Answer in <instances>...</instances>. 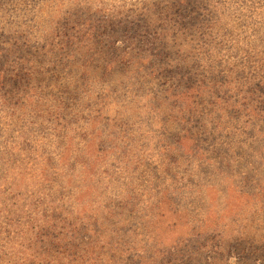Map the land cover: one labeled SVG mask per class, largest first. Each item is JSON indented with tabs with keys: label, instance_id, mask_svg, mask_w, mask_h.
<instances>
[{
	"label": "rangeland",
	"instance_id": "obj_1",
	"mask_svg": "<svg viewBox=\"0 0 264 264\" xmlns=\"http://www.w3.org/2000/svg\"><path fill=\"white\" fill-rule=\"evenodd\" d=\"M88 8L93 19L107 14L108 21L116 22L124 51L134 45L140 54H150L152 45L161 44L165 55L190 54L197 63L191 68L195 84L173 88L177 82L168 83L167 93L169 88L177 91L169 101L161 97L158 105L148 73L135 79L137 73L129 70L114 83L106 81L94 98L86 97L84 110L72 111L78 103L73 95L80 91L68 83L73 73L69 65L77 55L68 43L79 40L81 32L68 33L62 21L83 28ZM0 45L9 55L4 72L9 91L0 96V150L12 151L0 161V191L9 188L0 194V207L8 196L27 216L29 201L42 197L19 202L13 194L16 186L47 190L51 179L45 174L53 166L62 172L57 184L70 190L76 185L82 202L79 213L70 210L61 217L78 216L81 225L95 211L103 230L116 229L100 238L114 249L103 250L110 252L107 259L95 261L93 254L83 252L70 260L58 253L39 264H114L116 255L123 261L156 245L172 252L168 264L200 261L208 251L216 254L207 253L216 264H264V0H0ZM33 47L36 52L30 54ZM79 52L89 53L85 48ZM91 52L102 57L100 50ZM56 58L60 63L53 66ZM102 62L81 67L75 61L85 93L105 82ZM115 83L120 86L113 90ZM106 86L110 88L102 99ZM176 95L181 96L180 118L193 117L194 123L181 139H170L166 135L175 123L167 125L161 112L174 113ZM199 99L206 100V109L203 104L187 106ZM67 118L75 124H63ZM44 132L61 143L50 148L62 152L55 155L54 165L36 157L38 150L59 147L51 135L43 139ZM98 135L115 146L109 153L101 151L102 156L93 151ZM167 144H172V158H179L175 168L161 159ZM77 153H83L81 164L71 157ZM116 157L118 174L112 179L104 160ZM117 186L128 202L111 198ZM28 219L16 217L20 228L5 234L0 250L19 251L30 230Z\"/></svg>",
	"mask_w": 264,
	"mask_h": 264
},
{
	"label": "trees",
	"instance_id": "obj_2",
	"mask_svg": "<svg viewBox=\"0 0 264 264\" xmlns=\"http://www.w3.org/2000/svg\"><path fill=\"white\" fill-rule=\"evenodd\" d=\"M88 13L85 14L84 19L85 23L83 28H81L78 24L74 23L71 26V23L73 21H62V27L66 26L68 33L72 32L73 30H79L81 32L80 39L71 38L70 42L68 43V36L67 40L65 42L66 46L67 43L69 44V47L72 48L73 53H77L74 59H72L71 65L69 67L72 70L71 79L69 80V84L73 87L77 88L80 91V94L76 96V94L73 92V90H65L66 92H71L73 97L77 99L78 102L76 105H74L75 108H73L72 111H77L79 113L78 109L84 110V103L86 97L91 96L94 98L95 95L99 90H101L100 86H103L113 80V83L115 82L114 79L118 78L117 75L127 72L129 70H132V73H137L135 79H139L142 75H148L150 76V79L154 86H156V100L157 104L159 105V100L161 97H165L167 101H169L172 98L171 93H176L177 90H172L169 88L168 93L166 92V85L168 83H171L174 81L177 82L173 85V88H176L178 86H181L183 84H187L189 86H192V84H195V78L197 75L191 70L193 65H197V63L193 62L195 60H192V56L190 54H164V48H160L161 44L157 46L156 44L152 45V50L150 54H140L137 51L136 46L134 45H128L126 46L129 51H124L122 49V45H120L121 40L116 36V30L115 26L117 25L115 21H108L107 14L102 16L100 19H93L92 15L93 12L91 9L86 10ZM103 13L102 10L96 11V13ZM125 20V26L129 25V18H124ZM69 26V27H68ZM61 29V28H60ZM122 30H125L122 28ZM70 31V32H69ZM90 43V44H89ZM90 45V46H88ZM36 47L30 48L29 53L31 54L35 50ZM82 48H85L87 52H79ZM95 48L97 52H99L102 55V57L99 58V56L91 50ZM91 52V53H90ZM8 53L5 50V48L0 45V96L6 97L9 91L8 86V76H5V70L7 69L6 63L8 59ZM28 59V58H27ZM98 59L103 60V70L105 75V82H99L97 87H94L93 92H84L85 83L84 80L77 79V77L80 74V71L76 70V67L74 65L76 61V65H80L83 67L84 65H89L90 63H93L94 61H97ZM196 62V61H195ZM60 63L58 59L53 60V66ZM171 65V66H170ZM5 67V68H4ZM161 67L166 68L165 70H161ZM63 69V67H61ZM128 69V70H127ZM82 72V70H81ZM186 73L182 78L180 76ZM70 74V73H69ZM76 77H74V75ZM86 75V74H85ZM67 76V74H66ZM6 77V79H5ZM134 77V76H132ZM76 83H79L77 86ZM84 84V85H83ZM83 85V86H82ZM113 86V90L115 88H119L120 85H117L116 83ZM69 87H66V89ZM81 88V90H80ZM110 88V87H109ZM107 86L102 89V99L104 98V93L107 92L109 89ZM112 88V87H111ZM77 92V91H76ZM187 97L189 96L190 91H186ZM11 94V92H10ZM89 94V95H88ZM175 100L173 103H171V109L174 111V113L170 111H164L161 112L162 115L166 113L165 117V123L170 126L173 122L175 125L172 127L171 132H168L166 135L170 139L177 137L178 139H181L183 131L189 130L188 127L191 126L194 121L191 122L193 117L182 119L180 118V107L178 106L179 100L181 99V96L176 95L173 96ZM6 100H8L6 98ZM203 104V107L206 109V100L205 99H199L197 101H194L190 104H187L189 107H194V105ZM93 109L94 112L98 113L99 109L97 107L89 108ZM164 117V116H163ZM77 120V119H76ZM75 124V119L67 118L63 122V124L67 125L68 123ZM104 122V121H103ZM102 122V123H103ZM203 122L202 119L198 120L196 125H200ZM162 124V123H161ZM44 127V126H43ZM45 129V128H43ZM171 129V128H170ZM51 135V140L59 144V147H49V148H43L41 151L38 150L36 153V157L38 160L41 161H47L52 163V165L56 164L55 161V155L60 154L61 151H50V148H60V144L56 141L57 137H53L54 134H48L44 132L42 134L43 139L47 138L49 139ZM167 140V139H166ZM181 146H183V142L180 141ZM114 143L109 138H104L102 135H98L97 140L93 144V151L97 153L98 155H101L103 153H107L110 150H113ZM167 154H162L161 159H164L165 161H170L172 164V167L177 166L175 165V161H179L178 156H174L172 158L173 148L172 144H167ZM103 151V153L101 152ZM119 151H116L114 154H116ZM12 153L9 149L5 148L3 150H0V161L3 160L5 162L7 160L6 155H9ZM28 152H26L27 154ZM109 153V152H108ZM73 154V153H72ZM122 152H119V155H121ZM80 155H83V153H77L72 155L71 157L77 161L83 163L84 159L80 157ZM118 157L115 158L113 162L108 161L107 159L104 160L109 165L104 167H107V173L106 175L112 179H116V175L118 174V164L119 160H117ZM172 159V161H171ZM91 164V167H93V164L91 161H88ZM115 164V165H114ZM69 165V164H67ZM103 167V163H101ZM71 166V165H69ZM73 167V165L71 166ZM175 168V167H174ZM167 171V168H166ZM173 172V169H171ZM112 172L115 173L112 175ZM51 179V185L50 187H45L47 190H41V189H35V186H31L30 188L27 187L28 185H17L15 191L13 194H16L19 197V202L23 199V203L29 199L39 198V196L42 197L39 198L37 201L30 200V206L27 210V216L26 212H24V209L17 208L15 205L10 204L12 202V198H9L8 196H5L2 200L3 208L0 207V243L1 239L3 240L6 236L5 234L9 235L12 232H15V229H19L20 226L18 225V222H15L16 217H24L27 218L29 216L28 221L30 222L29 229L26 231V235H24L22 246L20 247L18 252H15L13 250H8L6 248H2L0 250V264H39L38 261L44 262L48 257H54L58 253H63L67 258L70 260H75L78 255L82 256L83 252L88 253L89 255L93 254V259L95 261H98L102 256L107 259L109 257L110 252H104V249L112 250L113 248L110 246V243H107L106 245L103 243L100 238L105 237L108 233L115 231V228H112L111 230L105 231L102 229V225L100 224L99 218L96 216V212L93 211L92 215L88 216V221L81 222V225L77 222L78 216H73L70 214L72 218H65L63 219L62 215H67L66 211H76L79 213V211L82 208V202L78 199L77 189L76 185L72 187V189H67L64 185L57 184V180L62 176V172L58 170L57 168L50 166V171L45 174V177ZM113 183V181H112ZM37 187V186H36ZM9 188L4 189L0 191V194H6L8 192ZM58 192V196H55V194ZM66 191H68L66 193ZM43 192V193H42ZM20 193V194H19ZM24 194L26 198L21 197L20 195ZM125 194H121L119 190V186L114 187L112 192V199L115 200L117 198L122 199L125 202H128L126 198L124 197ZM16 196V197H17ZM49 199V201L47 200ZM42 200V205H41ZM49 202L48 208L46 207V203ZM59 204L60 206H57L53 210H50V205L53 204ZM35 204L36 207L32 206ZM17 209H23L19 210L17 212ZM132 210H134V206H132ZM80 218V217H79ZM87 222L85 225L84 223ZM26 225V223H24ZM92 226V228L87 227ZM128 228L131 227V224H127ZM66 228L67 230L60 232L62 229ZM48 230V231H47ZM63 235H66L65 237H62ZM9 237V236H8ZM79 237L76 240H73L75 238ZM90 241L95 242L91 246H85L88 245ZM85 244V245H83ZM101 247L99 249L98 253L97 246ZM24 247V248H23ZM120 247V246H119ZM103 248V249H102ZM246 247H241L242 250H244ZM24 249V250H23ZM25 249H29L26 251ZM164 247L159 246H151L147 249H145L142 254H136L137 252L131 253L130 255L126 256L125 260L121 261L120 257L116 255V259L113 262L114 264H168V257L172 259V252L166 248L164 250ZM235 249V248H234ZM114 250V249H113ZM163 251V252H162ZM214 251H208L205 253L206 259L202 257L200 261H196L195 259L189 260L187 264H216L213 262V260H208L209 254L212 256L215 253ZM87 254V255H88ZM150 254V255H149ZM139 255V256H136ZM114 257V254L110 256L109 260H112ZM147 258V261L145 259ZM205 261V262H204ZM95 263V262H93ZM46 264V263H45ZM97 264V263H95ZM225 264H229L226 262Z\"/></svg>",
	"mask_w": 264,
	"mask_h": 264
}]
</instances>
